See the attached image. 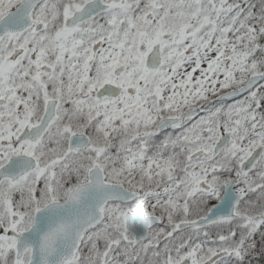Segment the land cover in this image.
Instances as JSON below:
<instances>
[{
	"label": "snow or ice",
	"instance_id": "obj_1",
	"mask_svg": "<svg viewBox=\"0 0 264 264\" xmlns=\"http://www.w3.org/2000/svg\"><path fill=\"white\" fill-rule=\"evenodd\" d=\"M0 264H264V0H0Z\"/></svg>",
	"mask_w": 264,
	"mask_h": 264
}]
</instances>
